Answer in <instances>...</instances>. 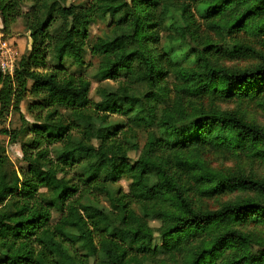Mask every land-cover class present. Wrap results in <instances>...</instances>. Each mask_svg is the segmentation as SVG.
I'll return each instance as SVG.
<instances>
[{
  "label": "trees",
  "instance_id": "obj_1",
  "mask_svg": "<svg viewBox=\"0 0 264 264\" xmlns=\"http://www.w3.org/2000/svg\"><path fill=\"white\" fill-rule=\"evenodd\" d=\"M66 1L0 0L7 4L1 33L9 36L20 18L30 38L29 54L12 75L0 72V119L20 118L18 128L0 134L19 146L23 163L11 171L0 158V264H151L194 242L183 264H264V238L231 228L246 221L264 226V181L211 170L197 153L209 148L264 159V127L190 103L264 92V56L252 68L215 67L211 48L228 59L249 49L237 43L221 49L208 33L220 40L242 32L264 37V0H185L177 8L161 0H91L85 7ZM106 17L116 26L89 44V27ZM162 26L178 36L159 49ZM188 39L195 67L181 66L190 58L181 47ZM123 49L93 75L100 101H92L91 82L69 68H82L87 52L106 58ZM134 67L146 74L144 83L131 75ZM170 75L171 88L164 82ZM110 81L114 87L101 85ZM26 92L32 121L20 112ZM108 101L111 113L101 107ZM259 105L264 109V101ZM79 131L90 132L110 155ZM130 152L137 158L129 162ZM121 163L128 165L118 170L127 192L116 185L118 177L107 178ZM186 190L198 199L237 190L255 197L199 209ZM103 201L122 202L117 216ZM53 212L59 214L54 223Z\"/></svg>",
  "mask_w": 264,
  "mask_h": 264
},
{
  "label": "rangeland",
  "instance_id": "obj_2",
  "mask_svg": "<svg viewBox=\"0 0 264 264\" xmlns=\"http://www.w3.org/2000/svg\"><path fill=\"white\" fill-rule=\"evenodd\" d=\"M91 0H67L66 4H73L79 5L81 4L82 7L87 6V4ZM185 0H161V3H169L172 8H177L182 5ZM31 1L26 3L25 6H22L23 11H27L28 7L30 6ZM6 2L0 3V17L5 12L6 9ZM87 15L86 11L78 12L76 17H84ZM196 20V25H200V29L204 30L201 26L202 21H200L196 16L194 17ZM166 22L164 23V25ZM113 26H116V22L110 20V18L106 17L104 19H98L95 23H93L89 27V38L88 43H92L97 37L104 36L105 34L109 33V30ZM1 19H0V29H1ZM166 26H162V28L158 31V35L160 38L159 49L165 45L170 44L173 38H176L178 35L176 32L172 30H168L165 28ZM209 33L210 39L213 41V45H218L221 49L222 48H231L234 43L241 44L247 46L248 50L243 51L244 57L239 59H228L222 58L220 53L213 52L211 48V56L212 64L215 67H223L229 70H243L247 68H252L256 66L260 62V57L264 56V37L256 38L252 37L246 32H242L231 37L226 36L225 39L220 40L214 33ZM206 30H204V34H208ZM0 41L5 42L9 45L15 52L16 57L14 61L15 67L18 63L23 59L25 55L29 54V47H30V38L29 33L25 30L23 26L22 19H17L16 22L11 26V34L9 36H4L0 30ZM181 47L185 49L186 52L190 55L188 60H183L181 62V66H190L191 61L194 59L195 52L193 50L195 47L194 43L188 39ZM27 52V54H26ZM119 52H124L123 50L109 53L105 57H91L90 54H87L84 57V66L82 68H78L76 66H71L69 68L70 72L73 74H82L86 79L91 82V90L89 97L94 102H99L100 99L95 95L94 90L98 86L96 81L93 79V75L95 74L97 69L106 68L109 66V61L115 60L117 54ZM131 75H133L139 83H144L147 79L146 74L134 67L130 70ZM166 85L170 88L173 85V78L170 75L167 79L164 80ZM102 86L109 85L114 87L115 84L113 82H104L101 84ZM25 104L21 107V114L24 115L29 121H32L30 117H28L25 105L30 99V93L26 92L24 94ZM264 101V92L253 96V97H243V98H230V99H223L217 96H203L201 98H194L191 100L192 106L196 107L198 110H220L226 111L230 113H234L239 115L245 121L258 125L260 127H264V109L261 108L259 105L260 102ZM112 102L108 101L103 103L101 107L103 108L104 112L109 113L111 111ZM111 113V112H110ZM112 119L117 121H124L123 118H115ZM20 125V118L19 115L16 113H11L4 119H0V130L7 129V128H18ZM78 135L88 143H92L100 150L103 156L110 155V150L104 147H101L97 144L94 140L92 134L87 131H79ZM139 140L140 146L143 145L145 141V135L142 132H139ZM0 147L4 148V152L0 154V158L6 159L9 164V169L11 171L17 170V168L23 163L21 162V153L18 145H10L8 142V138L2 134H0ZM40 153V152H39ZM197 153L199 157L204 161L205 165L210 168L211 170L225 173V174H234V175H242V176H249L256 179H260L264 181V159L260 158H251V157H244V156H236L228 151H212L209 148H199ZM137 158V153L130 152L129 153V162L133 161ZM103 169H106V165L104 163L101 164ZM128 165L125 163L119 164L114 170L110 171L107 178L109 180H113L115 177L117 178L116 185H119L125 192L128 191V184L129 182L126 180V176L118 172V170H127ZM186 196L191 199L192 204L194 207L199 209H215L219 207L221 204L234 202L236 200L242 198H251L255 197L253 192L248 191H233L229 193H225L222 195H218L212 199H198L197 194L194 191L186 190ZM104 206L111 212L113 216H117L118 208L121 206L122 202L120 201H112V202H102ZM59 217V214L56 212L52 213V223H54ZM150 225L154 228L158 227V223L151 222ZM231 228L239 229L243 232L250 233V235H254L258 238H264V226L257 225L252 222H243L236 225H233ZM199 240V238H198ZM196 243H192L187 249L183 252H175L174 254H168L165 256L159 255L151 264H183L186 260V256L192 251Z\"/></svg>",
  "mask_w": 264,
  "mask_h": 264
},
{
  "label": "built area",
  "instance_id": "obj_3",
  "mask_svg": "<svg viewBox=\"0 0 264 264\" xmlns=\"http://www.w3.org/2000/svg\"><path fill=\"white\" fill-rule=\"evenodd\" d=\"M13 49L7 45L5 42L0 41V72L2 74L12 75L15 65V52Z\"/></svg>",
  "mask_w": 264,
  "mask_h": 264
},
{
  "label": "crops",
  "instance_id": "obj_4",
  "mask_svg": "<svg viewBox=\"0 0 264 264\" xmlns=\"http://www.w3.org/2000/svg\"><path fill=\"white\" fill-rule=\"evenodd\" d=\"M26 54H27V52H26Z\"/></svg>",
  "mask_w": 264,
  "mask_h": 264
}]
</instances>
